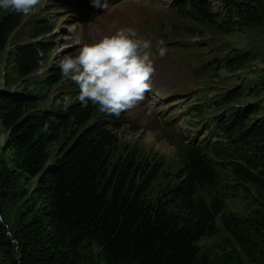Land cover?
Masks as SVG:
<instances>
[{
  "label": "trees",
  "instance_id": "1",
  "mask_svg": "<svg viewBox=\"0 0 264 264\" xmlns=\"http://www.w3.org/2000/svg\"><path fill=\"white\" fill-rule=\"evenodd\" d=\"M172 5L168 27L180 39L264 24V0ZM32 13L0 10L9 62L0 92V264H229L235 252L264 263V70H250L254 54L223 49L219 68L251 79L193 107L185 121L204 120L201 138L176 139L170 167L123 145L122 115L82 107L78 86L65 89L67 77L48 67V14ZM12 200L19 207L9 221ZM216 230L220 241L202 245Z\"/></svg>",
  "mask_w": 264,
  "mask_h": 264
},
{
  "label": "rangeland",
  "instance_id": "2",
  "mask_svg": "<svg viewBox=\"0 0 264 264\" xmlns=\"http://www.w3.org/2000/svg\"><path fill=\"white\" fill-rule=\"evenodd\" d=\"M174 0H108L105 11L95 9L90 0H41L32 15L48 14L54 31L49 37L53 43V54L49 69L60 68L59 61L67 55L77 54L83 43H91L104 35H112L118 28H133L141 37L152 41V58L155 73L151 78V90L145 93V99L133 108L121 112L124 126L119 136L123 145L135 151L139 156L154 155L170 167L177 163L174 143L182 139L188 143L200 139L201 125L204 120H192L186 115L195 105L214 100L222 91L244 88L249 77L248 72L233 73L219 68L218 59L224 48L234 51H251L256 61L251 71L264 70V24L235 35L197 36L180 39L170 31L168 22L175 19ZM165 42L167 54H158L159 40ZM80 40L81 44H77ZM7 51L0 54V92L4 85V74L8 68ZM40 69V74L46 72ZM75 87L71 79L66 84ZM61 86V85H60ZM52 91L50 97L56 96ZM71 96L70 100L74 99ZM60 97H63L61 94ZM251 103V100H248ZM253 104V103H251ZM212 111V109H210ZM219 115V114H218ZM194 132V133H193ZM3 137H0V160ZM18 204L14 200L5 209L8 220L17 214ZM216 230L202 240L204 246L220 241ZM229 264H259L245 261L238 253L228 252ZM264 264V263H260Z\"/></svg>",
  "mask_w": 264,
  "mask_h": 264
},
{
  "label": "clouds",
  "instance_id": "3",
  "mask_svg": "<svg viewBox=\"0 0 264 264\" xmlns=\"http://www.w3.org/2000/svg\"><path fill=\"white\" fill-rule=\"evenodd\" d=\"M40 3L41 0H0V10L27 16ZM90 5L105 11L108 0H90ZM158 44V54L163 57L167 47L162 39ZM59 67L62 75L78 86L82 107L91 103L100 112L119 116L143 101L151 90L155 73L152 41L133 28H118L112 35L83 43L77 54L64 56Z\"/></svg>",
  "mask_w": 264,
  "mask_h": 264
}]
</instances>
